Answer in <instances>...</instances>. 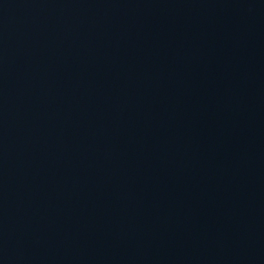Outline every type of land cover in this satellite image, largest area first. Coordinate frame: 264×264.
Segmentation results:
<instances>
[{
	"label": "water",
	"instance_id": "1",
	"mask_svg": "<svg viewBox=\"0 0 264 264\" xmlns=\"http://www.w3.org/2000/svg\"><path fill=\"white\" fill-rule=\"evenodd\" d=\"M264 80V0H0V100Z\"/></svg>",
	"mask_w": 264,
	"mask_h": 264
}]
</instances>
